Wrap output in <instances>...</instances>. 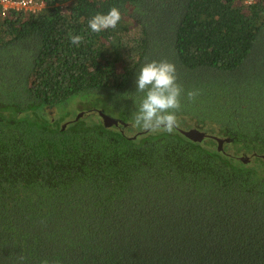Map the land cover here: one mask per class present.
<instances>
[{"label":"trees","instance_id":"obj_1","mask_svg":"<svg viewBox=\"0 0 264 264\" xmlns=\"http://www.w3.org/2000/svg\"><path fill=\"white\" fill-rule=\"evenodd\" d=\"M44 1L0 14V264H264V0ZM164 59L199 95L145 132L136 75ZM87 98L121 123L63 109Z\"/></svg>","mask_w":264,"mask_h":264},{"label":"clouds","instance_id":"obj_2","mask_svg":"<svg viewBox=\"0 0 264 264\" xmlns=\"http://www.w3.org/2000/svg\"><path fill=\"white\" fill-rule=\"evenodd\" d=\"M122 19L117 7H112L107 14L97 13L89 21L88 27L94 33L115 29ZM71 43L79 45L83 37L71 35ZM135 87L143 97L134 104L132 113L134 128L145 132H166L171 134L179 125L177 113L182 109V100L195 102L198 91L189 90L185 93L178 83L177 69L168 60L145 63L136 75ZM43 264H48L44 261Z\"/></svg>","mask_w":264,"mask_h":264},{"label":"built area","instance_id":"obj_3","mask_svg":"<svg viewBox=\"0 0 264 264\" xmlns=\"http://www.w3.org/2000/svg\"><path fill=\"white\" fill-rule=\"evenodd\" d=\"M44 7V0H0L2 17H7L10 12H37Z\"/></svg>","mask_w":264,"mask_h":264},{"label":"water","instance_id":"obj_4","mask_svg":"<svg viewBox=\"0 0 264 264\" xmlns=\"http://www.w3.org/2000/svg\"><path fill=\"white\" fill-rule=\"evenodd\" d=\"M97 113L99 114V116L102 118L103 122H104V125L106 127H111L113 125H118L120 121H118L117 119H114L112 118L111 116L105 114L104 112L102 111H97ZM83 113H80L77 115V118H76V121H78L80 118L83 117ZM121 123V122H120ZM66 126V125H65ZM64 126V127H65ZM182 133L190 138L191 140L193 141H197V142H200V141H203L205 138H208L210 136H208L206 133L204 132H201L197 129H190V130H187V131H182ZM218 144H219V148H221V145L225 142L224 140L220 139V138H214ZM228 141V140H227ZM241 160L244 162V163H248L249 162V159L248 158H241Z\"/></svg>","mask_w":264,"mask_h":264},{"label":"rangeland","instance_id":"obj_5","mask_svg":"<svg viewBox=\"0 0 264 264\" xmlns=\"http://www.w3.org/2000/svg\"><path fill=\"white\" fill-rule=\"evenodd\" d=\"M81 100L82 99H74V100L70 101L69 104H67L65 107H63V109L68 110L72 115H76L78 112H80L79 110H84L86 108L88 110L102 111V112L108 114V111L105 108H102V106H100V105H102L103 102H101L99 100H97L95 102L89 98L84 99L83 101H81ZM103 109H104V111H103Z\"/></svg>","mask_w":264,"mask_h":264}]
</instances>
